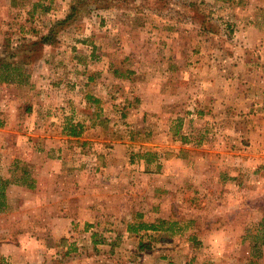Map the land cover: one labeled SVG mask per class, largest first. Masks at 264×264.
Wrapping results in <instances>:
<instances>
[{
    "label": "rangeland",
    "instance_id": "1",
    "mask_svg": "<svg viewBox=\"0 0 264 264\" xmlns=\"http://www.w3.org/2000/svg\"><path fill=\"white\" fill-rule=\"evenodd\" d=\"M0 180V264H264V0H0Z\"/></svg>",
    "mask_w": 264,
    "mask_h": 264
},
{
    "label": "trees",
    "instance_id": "2",
    "mask_svg": "<svg viewBox=\"0 0 264 264\" xmlns=\"http://www.w3.org/2000/svg\"><path fill=\"white\" fill-rule=\"evenodd\" d=\"M69 19H71V15L66 17L63 21L58 22L57 25L50 28L49 33L47 35L42 37L40 41H37L33 44L34 47L41 48L40 46H42L44 44H48V45L53 44L54 39L57 35V30L55 27H58V25L66 23L65 21H68ZM8 66H9L8 64L5 66V67H7L6 69L9 68ZM8 70L9 71H6L7 74L3 80L5 82H8V83H14L15 79L10 77L11 75L9 74V72H15L17 69H8ZM17 76H21V74H18ZM17 81H18V84H24L27 82V76L23 79V81H21V80H17ZM64 130H66L67 136L71 137V138H78L81 135L80 130H78L77 126H75V125H68L66 128H64ZM6 186H7V181L0 180V212H3L5 210V193H4V191H5ZM162 224H163V222L161 223V225ZM142 227H145L146 229H149L152 231H156L159 229V225H155V224L142 225ZM131 230L135 231V229H131Z\"/></svg>",
    "mask_w": 264,
    "mask_h": 264
},
{
    "label": "crops",
    "instance_id": "3",
    "mask_svg": "<svg viewBox=\"0 0 264 264\" xmlns=\"http://www.w3.org/2000/svg\"><path fill=\"white\" fill-rule=\"evenodd\" d=\"M216 69V68H215ZM220 70H222V67H219V71ZM196 71H200V69H198V70H196ZM205 71V70H204ZM204 71H202V74H204ZM219 71H217V73L219 74V77H218V84H216L215 83V81L216 80H214L213 81V83H215V84H213V87L214 88H218V85H220L221 86V88H222V84H221V82H224L223 84H224V86H225V88L227 87V80L228 81H230V78H228V75H227V72H226V70H223V75L222 76H220V74H221V71L219 72ZM214 72H216V71H214ZM231 72V71H230ZM199 75V77H201L202 75H201V73L200 74H198ZM229 75H230V73H229ZM236 72L235 71H232V78H233V80H232V83H233V85L234 86H236ZM196 77V76H195ZM223 77V78H222ZM212 79H216V73L214 74V76L213 77H211V80ZM198 84V83H197ZM229 84V83H228ZM215 92H216V89H215ZM220 93V92H219Z\"/></svg>",
    "mask_w": 264,
    "mask_h": 264
}]
</instances>
